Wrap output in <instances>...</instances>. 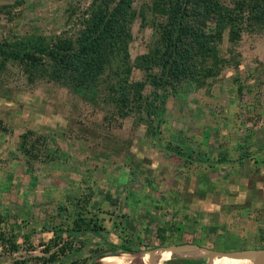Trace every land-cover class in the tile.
Returning <instances> with one entry per match:
<instances>
[{"label": "rangeland", "instance_id": "rangeland-1", "mask_svg": "<svg viewBox=\"0 0 264 264\" xmlns=\"http://www.w3.org/2000/svg\"><path fill=\"white\" fill-rule=\"evenodd\" d=\"M93 1L100 0H0V42L76 40L80 14ZM156 1L133 0V66L165 21ZM205 30L213 33L214 23ZM217 46L222 67L202 85L157 89L145 69H133L130 80H147L144 95L157 102L158 129L145 122V109L139 123L103 100L108 70L89 101L53 79L48 56L34 66L4 64L0 55V264H93L129 241L137 252L177 244L264 248V25L246 24L236 40L227 28ZM54 147L60 156L51 161ZM222 153L231 161L219 163ZM76 198L89 201L84 215L105 218L102 232H75ZM159 262L206 263L193 254Z\"/></svg>", "mask_w": 264, "mask_h": 264}, {"label": "trees", "instance_id": "trees-1", "mask_svg": "<svg viewBox=\"0 0 264 264\" xmlns=\"http://www.w3.org/2000/svg\"><path fill=\"white\" fill-rule=\"evenodd\" d=\"M228 2L229 4L225 0H157L154 8L159 9L166 18L164 22L157 23L160 29H155L158 36L154 46L149 53L140 57L137 66L131 65L129 60V41L132 38L130 23L135 14L132 10L133 0L93 1L80 14L84 25L79 29L76 40L61 35L55 36V39L45 35L25 36L13 42H0V55L4 64L10 59L19 60L18 63L32 62L34 66L42 55L48 56L53 66V79L69 84L89 101L94 99L96 86L108 70L103 81L107 84L105 88L109 94L103 100L114 105L122 118L135 115L134 119L139 123L144 122V119L137 115L145 109V122L153 123L158 129L162 121L157 102L144 95L147 80H130L133 69H145L148 77L156 82L157 89L161 87L169 90L184 81L205 84L222 67L220 65L223 59L217 45L225 30L229 28L230 38L236 40L246 24L254 21L255 24L264 25V0ZM210 22L214 23L213 33L205 30ZM208 59L212 60L211 65L207 64ZM114 62L116 66H113ZM156 68H159V73L153 72ZM113 78L117 80L113 81ZM156 96L160 97L159 92ZM22 137L25 143L28 135L24 134ZM59 152L57 147L49 148L46 156L51 157L52 161L60 156ZM216 159L221 164L231 161L226 153ZM78 201L76 198V205L81 209L79 218L75 220L77 226H73L75 232H102L106 227L105 218L99 219L97 214L95 217H87L82 210L86 209L89 201L86 200L84 204ZM147 215L149 216L148 213L146 217ZM120 230L123 233L124 229ZM152 233L150 229L149 234ZM158 233L161 244H166V228L159 227ZM11 244L13 249L18 247L15 242ZM135 245L129 241L124 244L123 250L131 251ZM50 247L48 245L45 249L50 250ZM74 264L79 263L75 261Z\"/></svg>", "mask_w": 264, "mask_h": 264}, {"label": "bare ground", "instance_id": "bare-ground-1", "mask_svg": "<svg viewBox=\"0 0 264 264\" xmlns=\"http://www.w3.org/2000/svg\"><path fill=\"white\" fill-rule=\"evenodd\" d=\"M182 249L192 252L194 255L206 256L207 253L199 247L191 244H185ZM172 256V252L161 247L153 248L148 251H120L107 253L99 256L93 264H162L159 257L168 260ZM210 264H255L249 258H235L219 253L213 257Z\"/></svg>", "mask_w": 264, "mask_h": 264}, {"label": "water", "instance_id": "water-1", "mask_svg": "<svg viewBox=\"0 0 264 264\" xmlns=\"http://www.w3.org/2000/svg\"><path fill=\"white\" fill-rule=\"evenodd\" d=\"M184 245L185 244H177V245H170V246H162L161 248L170 250L172 252V255L174 254H181V255L193 254L190 251H186L182 249ZM191 245H195L207 253V255L204 256L206 258L205 264H210L213 257L219 253H224L227 256H231L235 258H249L253 260L255 264H264V248L242 249V250L225 252V251H219V250L207 248V247L196 245V244H191ZM159 258H162V257H159Z\"/></svg>", "mask_w": 264, "mask_h": 264}, {"label": "flooded vegetation", "instance_id": "flooded-vegetation-1", "mask_svg": "<svg viewBox=\"0 0 264 264\" xmlns=\"http://www.w3.org/2000/svg\"><path fill=\"white\" fill-rule=\"evenodd\" d=\"M201 246H204V245H201ZM204 247H207V246H204ZM207 248H209V247H207ZM202 259H204V260H206V258L203 256V257H201Z\"/></svg>", "mask_w": 264, "mask_h": 264}, {"label": "crops", "instance_id": "crops-1", "mask_svg": "<svg viewBox=\"0 0 264 264\" xmlns=\"http://www.w3.org/2000/svg\"><path fill=\"white\" fill-rule=\"evenodd\" d=\"M137 213V212H136Z\"/></svg>", "mask_w": 264, "mask_h": 264}]
</instances>
